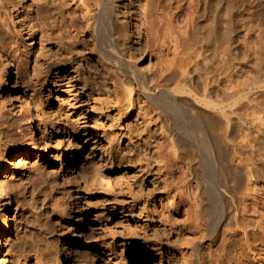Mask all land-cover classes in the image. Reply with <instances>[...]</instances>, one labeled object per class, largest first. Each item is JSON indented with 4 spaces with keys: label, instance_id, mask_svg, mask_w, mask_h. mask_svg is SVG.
<instances>
[{
    "label": "bare ground",
    "instance_id": "1",
    "mask_svg": "<svg viewBox=\"0 0 264 264\" xmlns=\"http://www.w3.org/2000/svg\"><path fill=\"white\" fill-rule=\"evenodd\" d=\"M28 5V0L12 2V14L20 16ZM82 6L104 67L120 76V86L112 80L120 107L145 99L159 119L151 130L167 176L164 199L174 213V264H264V0H153L140 31L146 54L156 59L152 71L127 51L131 33H124L119 0H83ZM52 20L53 25L43 23L42 37L60 49L63 32L58 19ZM76 63L64 76L79 77L83 64ZM13 72L4 60L0 79L10 99ZM29 119L30 141L10 155L1 144L9 128H0V195L6 199L0 264L8 262L13 226L6 189L17 185L37 155V125ZM104 135L112 142V133ZM196 152L205 156L197 159ZM81 158L73 153L72 176L83 169ZM22 264L63 263L48 242L44 250L27 251Z\"/></svg>",
    "mask_w": 264,
    "mask_h": 264
},
{
    "label": "rangeland",
    "instance_id": "2",
    "mask_svg": "<svg viewBox=\"0 0 264 264\" xmlns=\"http://www.w3.org/2000/svg\"><path fill=\"white\" fill-rule=\"evenodd\" d=\"M15 1H0V66L6 60L15 70L12 99L0 79V128H9L1 144L10 155L29 142V118L39 139L28 169L6 189L13 216L7 264H22L27 251L44 250L48 242L63 264L69 258L72 264H174V213L164 199L167 176L151 130L156 112L145 99L120 107L113 92L120 76L104 67L91 42L83 0H28L20 16L12 14ZM152 1L119 0L124 33H131L127 51L147 71L156 59L146 54L140 31ZM53 18L63 32L60 49L68 50L62 56L42 37L43 23L53 25ZM74 62L83 67L71 79L64 71ZM74 152L81 153L83 168L75 177ZM5 200L0 195V212Z\"/></svg>",
    "mask_w": 264,
    "mask_h": 264
}]
</instances>
